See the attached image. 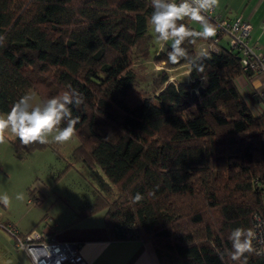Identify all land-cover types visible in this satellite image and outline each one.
<instances>
[{"label": "trees", "instance_id": "16d2710c", "mask_svg": "<svg viewBox=\"0 0 264 264\" xmlns=\"http://www.w3.org/2000/svg\"><path fill=\"white\" fill-rule=\"evenodd\" d=\"M151 12L150 0H0V114L31 90L43 103L76 89L84 102L70 106L79 117L71 157L86 168L93 196L73 224L102 214L111 240L148 242L159 264H240L226 252L230 232L264 227V111L239 89L255 74L225 38L197 61L202 72L191 60L214 37L186 41L189 60L177 64L165 42L151 56ZM149 56L187 67L189 80L168 82L161 70L144 97L134 63ZM12 145L23 154L48 146ZM246 256L264 264V252Z\"/></svg>", "mask_w": 264, "mask_h": 264}, {"label": "rangeland", "instance_id": "374dc122", "mask_svg": "<svg viewBox=\"0 0 264 264\" xmlns=\"http://www.w3.org/2000/svg\"><path fill=\"white\" fill-rule=\"evenodd\" d=\"M163 46L162 41L155 40L150 55L157 54ZM151 56L134 63L138 77L137 88L144 97H148L150 84L161 70L167 72L168 82L175 79L189 80L187 67L167 69L163 67V63H154ZM27 95L33 97L30 102L33 107H43L42 97L37 91L31 90ZM0 116L6 117L5 114ZM55 134L53 132L48 137L47 147L23 154L16 153L12 145L17 137L10 129L6 131L5 139H9V145L6 144L13 157L8 155L10 161L6 166V177L0 181V195L7 194L11 202L7 207H0L1 220L8 219L13 223V219H20L25 225L32 227L33 231L41 233L54 226L62 230L76 218V210L92 200L93 184L87 170L71 157L72 150L78 145L77 139L72 136L67 142L57 143L53 140ZM18 195L22 199H17ZM101 215L97 214L98 217ZM20 252L23 264H30L27 255Z\"/></svg>", "mask_w": 264, "mask_h": 264}, {"label": "clouds", "instance_id": "9594fccd", "mask_svg": "<svg viewBox=\"0 0 264 264\" xmlns=\"http://www.w3.org/2000/svg\"><path fill=\"white\" fill-rule=\"evenodd\" d=\"M219 5V0H151L152 12L149 23L153 26L157 34V40L165 42L171 41L170 50L166 52L167 60L172 64L179 63L182 59L189 60V53L185 42L195 43L197 39L207 40L216 35V26L211 23L206 13L212 11ZM188 18L201 25L202 30L197 31L186 26L183 21ZM4 40L0 36V44ZM210 58L208 50L202 47L195 59L191 60L193 67L198 71H203V59ZM33 97L30 95L21 96L12 106L5 116H0V144L5 142V133L10 129L22 145L34 143L47 144L48 137L55 132L53 140L57 143L69 141L75 134L79 117L72 116L70 106L79 107L84 99L80 92L69 86V90L46 99L43 107H35L30 103ZM62 122L66 126L59 127ZM17 199H22L18 195ZM142 194L137 193L133 197V202H140ZM10 197L7 194L0 195V204L7 207L10 204ZM231 250H226L228 257L234 262L247 264L246 254H261L264 247L257 249L254 241H257V233L251 228H234L229 236ZM264 245V238L258 240ZM221 259L224 253H220Z\"/></svg>", "mask_w": 264, "mask_h": 264}, {"label": "crops", "instance_id": "0c3cea01", "mask_svg": "<svg viewBox=\"0 0 264 264\" xmlns=\"http://www.w3.org/2000/svg\"><path fill=\"white\" fill-rule=\"evenodd\" d=\"M222 16L229 19L240 17L251 25L250 44L260 48L258 52L264 56V0H219L215 8ZM240 91L247 96L254 112L264 111V98H259L258 92L264 90V79L240 81ZM9 139L0 144V181L6 177V166L9 164ZM8 143V145L6 144ZM0 207H4L0 204ZM0 217V264H23L15 249L13 238L1 227L12 225L21 234L34 230L20 219L1 220ZM75 219L59 230L57 228L44 230L42 233L55 241H69L79 244V254L87 264H159L153 247L148 242L137 240H111L104 227L103 215L86 218L75 224ZM15 249V250H14ZM24 255V254H23ZM26 256V255H24ZM31 264V263H30Z\"/></svg>", "mask_w": 264, "mask_h": 264}, {"label": "built area", "instance_id": "2783aa9c", "mask_svg": "<svg viewBox=\"0 0 264 264\" xmlns=\"http://www.w3.org/2000/svg\"><path fill=\"white\" fill-rule=\"evenodd\" d=\"M205 15L217 30L213 40L199 44V50L204 47L208 52H212L218 41L217 38H225L229 50L240 52V61L244 69L254 72L255 79H264V56L258 52L260 48L258 45L249 42L250 23L240 17L234 19L222 17L216 9ZM257 94L264 98V90H260ZM259 228L261 231L257 236L261 239L264 238V227L261 228L260 225ZM3 229L13 238L15 248L23 251L31 264H87L79 254V244L76 242L55 241L45 234L33 230L21 234L10 224L3 226ZM259 244L260 247H264L261 243Z\"/></svg>", "mask_w": 264, "mask_h": 264}, {"label": "water", "instance_id": "95a60500", "mask_svg": "<svg viewBox=\"0 0 264 264\" xmlns=\"http://www.w3.org/2000/svg\"><path fill=\"white\" fill-rule=\"evenodd\" d=\"M170 44H171V41L168 42V45L165 43L164 49H167L168 46H170Z\"/></svg>", "mask_w": 264, "mask_h": 264}, {"label": "flooded vegetation", "instance_id": "af4514ba", "mask_svg": "<svg viewBox=\"0 0 264 264\" xmlns=\"http://www.w3.org/2000/svg\"><path fill=\"white\" fill-rule=\"evenodd\" d=\"M3 228V226H1Z\"/></svg>", "mask_w": 264, "mask_h": 264}]
</instances>
